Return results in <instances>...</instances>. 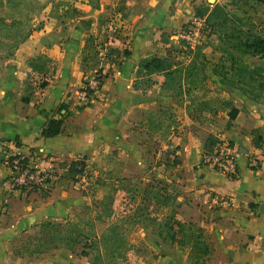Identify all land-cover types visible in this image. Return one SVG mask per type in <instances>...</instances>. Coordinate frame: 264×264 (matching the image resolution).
<instances>
[{
    "label": "crops",
    "instance_id": "crops-1",
    "mask_svg": "<svg viewBox=\"0 0 264 264\" xmlns=\"http://www.w3.org/2000/svg\"><path fill=\"white\" fill-rule=\"evenodd\" d=\"M198 1L48 0L40 2L37 13L16 17L26 20L31 30L11 54L0 56V264H89L77 248L80 242L39 245L44 226L66 222L72 227L70 217L92 199L84 183L75 186L69 180L63 185L60 167L82 156L87 163L99 151H114L125 164L124 171L127 164L134 171L140 169L143 160L134 150H140L141 144L130 146L128 134L146 110L177 115L178 122L164 143L178 150L173 153L180 176H171L179 202L175 216L199 226L209 240L204 264H264V206L260 207L264 204V98L249 97L218 79L212 70L215 62L209 67L211 85L200 75L188 92L162 88L163 75L156 72L149 86L131 85L141 57L152 54L173 62L178 57L172 32L192 15V4ZM6 2L0 0L4 19L8 18ZM116 5L121 8L119 13ZM110 18L117 22L110 21L107 29H101L106 46L96 58L90 55L86 38L98 37L100 24ZM261 26L264 35V20ZM39 53L52 60L51 73L31 70L27 58ZM189 60L174 64L185 65ZM95 68L103 73L101 85L90 102L76 101L82 76ZM28 74H39L46 83L32 86L27 101H22ZM208 87L220 91L218 96L214 93V100L224 94L237 108L233 118L227 116V105L208 110ZM52 117L61 118L60 129L44 136L41 129ZM208 134L238 150L236 175L225 176L199 162ZM256 135L260 139L255 145ZM38 147L45 153L34 158L38 166L58 171V175L43 193L13 187L3 157L10 153L28 156ZM248 153L257 158L254 167L247 164ZM212 195L227 196L230 202L213 203ZM147 239L152 247L136 264H195L179 240L168 243L157 235V229Z\"/></svg>",
    "mask_w": 264,
    "mask_h": 264
},
{
    "label": "rangeland",
    "instance_id": "rangeland-1",
    "mask_svg": "<svg viewBox=\"0 0 264 264\" xmlns=\"http://www.w3.org/2000/svg\"><path fill=\"white\" fill-rule=\"evenodd\" d=\"M44 1L46 2L48 0H14L12 2H6L8 8V18L6 20L37 13L40 10V2ZM51 1L54 3L57 0ZM214 3L221 5L231 18L241 17L247 19L249 22L252 20L254 24L253 27L263 34L260 29L264 20V4L255 0H200L192 4V9L198 4L211 7ZM117 7H119V5H116V9ZM67 10H69V7ZM120 10L121 8L119 7L117 13H119ZM117 13L116 15H118ZM105 20L106 22L100 24L102 26H100V34L98 37L86 38L88 45H90V55L96 58H98V50L106 46L104 45L106 40V37L104 38L105 33L101 29H107V24L110 21H112V23L117 22V18ZM68 21L69 19L67 21L65 20V23H68ZM184 22L180 23L176 31L172 33H176L179 27L185 24ZM231 24L233 23L226 21L225 25L221 28L219 36L218 32L207 34V28L204 25L199 26L202 35L192 46H188L176 38L175 46L180 54H178V57H174V62H183L184 59L191 58L195 46H200L201 49L196 53V61L201 64V70L195 76L201 75L203 79L208 78L209 84V80L211 79V74L209 73L210 62H215V65L219 60L218 58H221L220 62L222 66L235 64L227 58L224 51L220 50V47H223L225 50H229L238 57L241 63L248 66L255 63L254 66L260 69L256 72V78L261 80L264 84V68H262L264 60L257 55L241 53L228 47V43L220 36L223 30H229L228 27ZM241 25L243 24L241 23L240 26ZM28 59L29 58H27V62ZM45 68L47 69L46 71L50 70L52 68L51 63H47ZM92 73L101 74L103 76L100 68H95ZM215 74L218 76L217 78L220 79L218 70L215 71ZM88 76L89 75L82 76L81 83H83ZM41 80L42 78L39 77V74H28L25 79L26 88L24 94L27 95L29 89L32 86L38 85ZM30 82L33 83L29 85ZM245 88L248 90V92H245L247 95H250V90H253V93L257 91L254 87H250V84L245 85ZM218 92L220 91L215 90L214 87L213 89L209 88L207 90L206 107L209 108V111L215 107L221 106L224 101L227 100L224 94L214 100L216 97L214 93L218 96ZM259 93L260 95L258 97L264 98V85ZM165 106V104L162 105V107ZM144 112L145 111L142 112V119L134 122L135 127L133 126L130 130V135L128 134V140L132 144L130 146L133 147L137 144H141L140 150L138 147L137 150H134L139 154L136 157H140L143 160L139 167L140 169L134 171V166L127 164V171H124L125 164L114 151L112 153L99 151L95 154L91 161L84 163L82 173L85 176V185L82 183L84 185V191L90 193L92 199H88V203L87 201L83 203L78 213H74L72 216L70 215V220H73L72 227H68L66 222L57 223L58 225L55 226H44V231L39 238H42L39 245L60 244L75 240L76 242H80L77 248L80 253L82 250L86 252L85 254L81 253V255L87 258L88 261L95 256L93 264H136L140 262L138 260L140 257L142 259L143 255L145 256L147 254L148 250L152 247L147 238L151 239L154 237L159 218L161 217L159 205L153 198L148 197V190H151V186L157 187L158 183H161L164 187L175 189L176 187L171 184V181L175 179L171 178V176H180V170L176 154H174L177 153L178 150L175 149L174 153H172L173 147H168L164 144L166 143L168 132L163 131V125L165 123L172 126L174 119L178 122L177 115L175 116L174 114L169 119H162V126L158 130H150L146 127L147 121ZM175 113H177V111H175ZM155 114L160 113L155 112ZM163 115L166 114L164 113ZM170 126L169 128H172ZM145 127L147 129H145ZM144 131H146V133ZM152 131H158V133ZM166 153L174 154L175 161H171L172 157H168L171 159L170 161H164ZM100 201H104L105 204L111 208V213L109 216H106L105 220L95 218V215L100 212ZM93 217L95 220H93ZM110 222L114 224L113 229L106 228ZM93 232L97 236H99L101 232H104L105 237L109 236V238H104V240L95 242L96 238L92 236ZM85 236H89V238L86 239ZM95 245H97L99 251L98 256H96V249L93 248Z\"/></svg>",
    "mask_w": 264,
    "mask_h": 264
},
{
    "label": "trees",
    "instance_id": "trees-1",
    "mask_svg": "<svg viewBox=\"0 0 264 264\" xmlns=\"http://www.w3.org/2000/svg\"><path fill=\"white\" fill-rule=\"evenodd\" d=\"M12 2L14 0H7ZM246 1V0H242ZM264 4V0H255ZM71 7V6H70ZM74 11V8H70ZM194 14L198 16H204V26L207 28V34L221 31V28L227 22H232L228 28L229 30H223L220 36L228 43V47L233 48L241 53H250L251 55H257L264 59V35L260 31L256 30L253 26L254 24L249 22L247 19L241 17L231 18L223 7L217 3L208 7L206 5L198 4L193 7ZM63 15V13H61ZM238 22V23H237ZM236 23V24H234ZM243 24L240 26V24ZM31 25L24 19L21 18H11L6 20L0 16V56H7L13 52L17 45L23 41L30 33ZM201 49L200 46H195L192 57L190 58L188 64H174L173 61L166 57H158L152 54L141 57L134 71V79L131 82L132 87L143 89L153 83L151 78L152 73H161L163 75V80L160 83L162 88L170 89L174 92L181 91H191L194 87L195 79L198 76V72L201 70L198 67L196 61V53ZM221 51H224L227 58L230 59L232 63L229 66H222L218 58V62L213 66L212 70L215 72L219 71L221 81L226 82L232 86L239 88L242 92H248L245 85L250 84V87H254L257 91L254 93L250 90L249 97L257 98L260 93L259 91L263 87V82L256 78V72L260 70L258 67L248 66L241 63V60L236 57L229 50H225L220 47ZM194 55V56H193ZM47 63H51L52 60L43 53L36 54L28 59V65L31 70L37 72H47L51 73L52 68L48 71L45 68ZM187 80L182 83L181 79ZM255 82V83H254ZM46 80H41L39 86H43ZM22 101H27V96L23 94L21 96ZM222 105H227V116L229 119L233 118L237 112V108L230 105L229 101L226 100ZM61 107H58V109ZM144 116L147 121V128L150 130H158L162 124V119H169L170 115L155 114L150 110L144 112ZM176 120H173L172 126L175 125ZM61 125V118H50L45 127L41 129V134L44 136H51L56 134ZM169 124L165 123L163 125V131L170 132ZM170 126V127H172ZM156 128V129H155ZM252 133H256V130H251ZM260 139L259 135H256L253 143L256 145ZM216 139L212 134L206 136L204 142V150L211 149ZM174 146L173 148H176ZM174 151V149H172ZM173 153V152H172ZM168 157H172L169 159ZM171 160L175 161V155L166 153L164 161ZM84 167V156L76 159H72L66 165V169L59 175L61 183L64 185L69 180H74L76 175L83 171ZM148 197L153 198L155 202L158 203L161 212V217L159 218L157 224V235L168 243H172L179 240L181 245L188 247V255L195 264H204V261L210 252V242L203 234L202 229L196 224L188 220H181L175 216V209L179 202L177 200V190L176 188L170 189L169 187H164L161 183L158 186H151V190H148ZM43 193V191H42ZM111 213V208L108 207L104 201H100V212L95 215V218L105 220L106 216ZM114 224L110 222L106 228L113 229ZM95 237V242L99 240H104L105 233L101 232L97 236L94 232L92 234ZM86 239L89 236H85ZM76 242L75 240L72 241ZM95 244V243H94ZM96 249V256H98L97 245L93 246ZM82 254H85L82 250ZM95 257V256H94ZM94 257L90 258L89 264H93Z\"/></svg>",
    "mask_w": 264,
    "mask_h": 264
},
{
    "label": "built area",
    "instance_id": "built-area-1",
    "mask_svg": "<svg viewBox=\"0 0 264 264\" xmlns=\"http://www.w3.org/2000/svg\"><path fill=\"white\" fill-rule=\"evenodd\" d=\"M182 24L175 33L176 38L188 46H192L195 41L199 40L201 33L199 26L204 25V16H198L192 12V15ZM195 24V25H193ZM102 75L97 73L89 74L86 80L76 90V101L87 103L91 101L92 94L99 88L102 82ZM35 153L24 156L21 153H10L3 157V162L9 169L10 184L19 190H39L46 191L49 189L52 181L58 175L53 169L42 168L38 166L36 155H45L42 147H38ZM239 152L224 141H217L211 149L203 150L199 155V162L210 166L214 170L225 176H234L237 173V159ZM247 164L250 167L256 165L257 158L254 154L248 153L246 156ZM61 171L66 169V165L60 167ZM79 173L72 185H79L85 182L84 174ZM213 203L223 202L229 204L230 198L223 195H212Z\"/></svg>",
    "mask_w": 264,
    "mask_h": 264
},
{
    "label": "water",
    "instance_id": "water-1",
    "mask_svg": "<svg viewBox=\"0 0 264 264\" xmlns=\"http://www.w3.org/2000/svg\"><path fill=\"white\" fill-rule=\"evenodd\" d=\"M264 206V204H261L260 207Z\"/></svg>",
    "mask_w": 264,
    "mask_h": 264
}]
</instances>
